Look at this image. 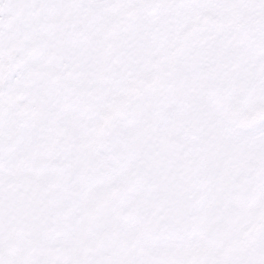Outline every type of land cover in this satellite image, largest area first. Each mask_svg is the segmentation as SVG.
<instances>
[{
	"label": "snow or ice",
	"instance_id": "obj_1",
	"mask_svg": "<svg viewBox=\"0 0 264 264\" xmlns=\"http://www.w3.org/2000/svg\"><path fill=\"white\" fill-rule=\"evenodd\" d=\"M0 264H264V0H0Z\"/></svg>",
	"mask_w": 264,
	"mask_h": 264
}]
</instances>
